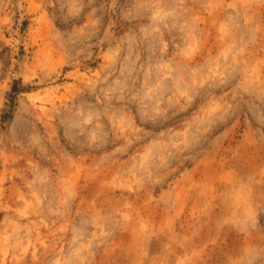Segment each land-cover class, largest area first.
Wrapping results in <instances>:
<instances>
[{"label":"rangeland","instance_id":"1","mask_svg":"<svg viewBox=\"0 0 264 264\" xmlns=\"http://www.w3.org/2000/svg\"><path fill=\"white\" fill-rule=\"evenodd\" d=\"M0 264H264V0H0Z\"/></svg>","mask_w":264,"mask_h":264}]
</instances>
